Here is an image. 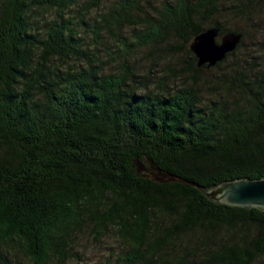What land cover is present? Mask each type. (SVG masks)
Segmentation results:
<instances>
[{
	"label": "trees",
	"instance_id": "1",
	"mask_svg": "<svg viewBox=\"0 0 264 264\" xmlns=\"http://www.w3.org/2000/svg\"><path fill=\"white\" fill-rule=\"evenodd\" d=\"M101 1L0 0V264L62 263L75 233L108 226L126 248L98 264H264V210L213 203L174 178L264 177V67H246V33L218 23L256 26L264 0H110L95 12ZM87 19L97 45L114 36L115 71L81 34ZM210 26L240 40L196 66L188 43ZM125 28L134 45L184 53V83L136 73Z\"/></svg>",
	"mask_w": 264,
	"mask_h": 264
},
{
	"label": "rangeland",
	"instance_id": "2",
	"mask_svg": "<svg viewBox=\"0 0 264 264\" xmlns=\"http://www.w3.org/2000/svg\"><path fill=\"white\" fill-rule=\"evenodd\" d=\"M109 1L110 0H102L99 7L95 9V12L105 10L106 4ZM147 1L153 4L158 0ZM70 12L72 14L76 12V10L73 9ZM91 15L93 17L94 12H92ZM86 21H88L86 30H81V34L84 36L86 43H91L90 46H93V43L95 42L91 38V24L89 19ZM218 23L224 28H231L234 25L237 29L246 33L244 44L238 53V56L240 57L249 56V59L246 62V67H264V18H261L256 26L247 25L245 22L237 21L234 18H219ZM222 32H224V30ZM120 33L124 35L125 40L129 43L127 58L136 73H145L147 75L145 77L151 81L156 80L153 78H156L158 75L167 72L168 79L166 80L169 81L168 87L171 89L184 83L183 75L186 74H181V71L179 70L180 66H183L184 61L186 60V55L184 53L176 56L175 53L170 50L159 49L162 46H158L159 48H153L134 45L132 44L133 39L130 35L131 32L129 28H125ZM113 38L114 36L106 34L102 36L101 44L97 45L95 43L97 45L96 53L99 55L100 59H102V64L108 71H115L120 62V59L117 56L118 52H116L115 40ZM218 39L219 35L215 40L218 41ZM253 56H255V59ZM228 64L230 65V63ZM226 66L202 68L197 73L198 79H214L213 75L226 70ZM134 83L136 84V82ZM200 91L206 97L210 88L202 87ZM147 166L148 165H146L144 161H140L138 170L154 179L166 178L165 175L157 173L149 166L146 168ZM125 248V245L122 246V242L116 237L115 230L112 226H108L97 233L92 232L90 227H88L72 236V255L69 258L60 263L58 259L53 257L48 264H98V262L105 260L108 255L120 253ZM17 256V263L22 262L23 264H29L22 254Z\"/></svg>",
	"mask_w": 264,
	"mask_h": 264
},
{
	"label": "water",
	"instance_id": "3",
	"mask_svg": "<svg viewBox=\"0 0 264 264\" xmlns=\"http://www.w3.org/2000/svg\"><path fill=\"white\" fill-rule=\"evenodd\" d=\"M219 35L218 41L216 37ZM241 33L225 31L219 33L217 26H210L195 34L188 43V49L195 57L196 66H212L232 51L239 42ZM177 180L187 182L196 187L213 203L239 207H256L264 210V177L236 178L223 181L215 186L201 187L181 178Z\"/></svg>",
	"mask_w": 264,
	"mask_h": 264
}]
</instances>
